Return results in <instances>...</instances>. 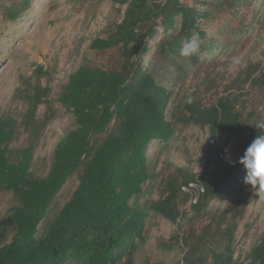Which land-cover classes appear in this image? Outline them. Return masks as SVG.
I'll return each mask as SVG.
<instances>
[{
    "label": "trees",
    "instance_id": "obj_1",
    "mask_svg": "<svg viewBox=\"0 0 264 264\" xmlns=\"http://www.w3.org/2000/svg\"><path fill=\"white\" fill-rule=\"evenodd\" d=\"M116 1L126 5L123 17L108 23L107 34L96 36L90 45L106 59L101 63L80 56L79 46L81 62L59 94L73 125L57 142L50 162L35 161L42 133L53 119L48 112L42 119L37 117L50 87L39 80L26 91L27 107L20 119L0 111V192L11 193L13 202L0 217V264H133V253L146 240V221L152 213L178 222L184 215L181 204L190 198L182 186L197 178L206 190L191 206L197 213L204 211L236 183L235 177L245 170L240 157L264 134L254 126L264 117L255 118L254 109L247 112L237 93L223 94L211 104L197 92L184 94L168 116L172 92L167 82L182 80L178 72L186 58L179 55L182 42L198 36L200 49L187 58L202 72L199 56L216 52L223 37L214 30V12L242 20L247 12L241 10L256 0ZM23 11L27 10L11 7L5 13L15 18ZM160 28L163 36L145 65L148 41ZM227 28L234 29L232 22ZM249 67L246 77L252 86L264 87V68ZM213 83L204 91H210ZM189 97L192 103L186 102ZM179 123L208 126L213 138L237 139L235 154L213 168L209 160L198 175L176 166L162 177L160 197L146 198L158 177L147 148L154 140L168 142ZM20 127L27 133L26 140L13 146ZM72 180L76 183L68 187ZM241 213L233 211L223 226L208 224L200 231L191 228L177 235L187 247L184 264H264V233L249 251L247 262L234 258Z\"/></svg>",
    "mask_w": 264,
    "mask_h": 264
},
{
    "label": "rangeland",
    "instance_id": "obj_2",
    "mask_svg": "<svg viewBox=\"0 0 264 264\" xmlns=\"http://www.w3.org/2000/svg\"><path fill=\"white\" fill-rule=\"evenodd\" d=\"M125 6L116 0H0V111L12 113L20 119L27 107L23 96L28 89H32L39 80L51 89L47 101L39 106L37 112L40 119L47 112L52 114L53 119L42 133L35 161L45 158L50 162L57 142L72 127L73 117L58 101L59 94L70 73L81 62L80 56L85 54L103 63L106 57L98 56L90 45L96 36L107 34L108 23L121 20ZM11 7L27 11L9 18L5 10ZM245 10L247 16L242 20L214 12V17L217 16L214 30L218 29L223 36L221 46L212 54L207 51L201 53L202 72L196 71L189 58L182 61L178 71L182 80L167 82L172 92L168 104L169 117L181 96L193 92H197L206 104L214 103L223 94L237 93L247 112L254 109L255 118L264 117V87H253L251 79L246 77L250 64H260V69L264 68V0H256L241 13ZM229 22L234 29L227 28ZM160 30L148 41L149 51L143 56L145 65L163 36L162 28ZM237 58L239 63L234 62ZM211 80H214L213 86L205 92ZM49 105L52 110H48ZM251 127L252 122L247 125L246 134ZM26 137L27 133L20 127L19 138L13 146L22 145ZM224 137L213 138L208 126H184L179 123L168 142L152 141L146 153L152 165L156 166L158 177L153 191L147 192L145 197L158 199L162 177L176 166L187 167L198 175L205 170L209 160L210 168L228 162L239 142L237 139L228 141ZM217 149L225 155L218 164ZM245 175L246 170L240 172L235 177L236 183L211 200L200 213L192 209L189 200L181 204L184 215L176 223L152 213L146 221V240L133 253V264H184L187 247L176 236L191 228L200 231L208 224L223 226L233 211L238 210L242 213L235 231L234 258L247 262L249 251L264 233V193L257 194L251 185L246 184ZM75 183L72 180L67 186L72 187ZM12 204V194L0 192V217L8 212Z\"/></svg>",
    "mask_w": 264,
    "mask_h": 264
},
{
    "label": "clouds",
    "instance_id": "obj_3",
    "mask_svg": "<svg viewBox=\"0 0 264 264\" xmlns=\"http://www.w3.org/2000/svg\"><path fill=\"white\" fill-rule=\"evenodd\" d=\"M199 49L200 40L197 35L193 34L182 42L179 55L193 57ZM234 62L239 63V59H234ZM186 102L192 103V98L189 97ZM254 126L258 130H264V121L257 122ZM240 163L246 170L244 182L251 185L257 194L264 193V134H259L246 148L244 155L240 157Z\"/></svg>",
    "mask_w": 264,
    "mask_h": 264
},
{
    "label": "built area",
    "instance_id": "obj_4",
    "mask_svg": "<svg viewBox=\"0 0 264 264\" xmlns=\"http://www.w3.org/2000/svg\"><path fill=\"white\" fill-rule=\"evenodd\" d=\"M215 153L218 164L225 157V155L220 149H217V152L215 151ZM182 190L190 194L189 203L192 205L198 203L201 195L205 193L206 189L204 184L197 178L196 180L190 181L188 184H184L182 186Z\"/></svg>",
    "mask_w": 264,
    "mask_h": 264
}]
</instances>
